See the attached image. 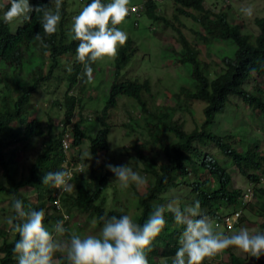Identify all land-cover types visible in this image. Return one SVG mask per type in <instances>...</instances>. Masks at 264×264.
<instances>
[{
  "label": "trees",
  "instance_id": "obj_1",
  "mask_svg": "<svg viewBox=\"0 0 264 264\" xmlns=\"http://www.w3.org/2000/svg\"><path fill=\"white\" fill-rule=\"evenodd\" d=\"M173 1L178 5L175 9V18L180 14L192 20L189 28L192 40L176 27V40L180 47L177 51L170 48L172 62L183 66L189 77L188 84L179 86L172 94L175 99L173 104L156 103L160 91L152 93L151 80L148 78L111 82L109 88L107 84L102 88H108V97L102 109L94 112V119L98 122L99 128L94 134H90L82 128L84 122L82 99L65 93L62 102L54 101L55 106L59 105V108L64 110L65 125L71 126L73 134L71 151L78 148L73 157L85 161L80 155L79 147L86 139L89 159L93 163L87 177L79 175L72 179L74 189L61 197L62 206L69 213L74 210L85 215L87 222H92L93 218L101 214L120 215L123 210L131 215L134 221L143 223L156 206L163 207L167 198L166 193L170 189L183 184L187 185L190 192L195 195L194 200L200 201L201 209L218 221H222L219 215L220 207L230 206L232 210H236L247 205L258 218L259 230L264 232V182L261 180L264 179V152L259 151L257 145L259 141L254 140L255 135L245 134L250 128L246 124L239 127L245 129L240 137L237 136L236 131L217 132L209 126L211 123L216 124L217 115L232 102L231 97L240 98L241 102L250 109L252 117L260 116L264 119V89L259 85L248 89L244 86L252 76L264 77V16L255 19L259 32L250 35L242 32L240 25L232 23L226 12L214 13L206 9L203 5L204 0ZM31 5L34 8L41 6L43 9L51 10L47 0H32ZM5 7L7 5H3V8ZM2 11L3 9L0 8V13ZM193 12H198V16ZM150 16L154 20L160 18L155 13ZM161 20L166 19L161 17ZM69 22L68 13L63 9L57 31L46 34L42 27V11L31 12L30 19H22L15 31H12L10 23L4 22L0 16V167L5 179V183L0 182V194L10 197V206L13 197H16L23 201L26 210L43 208L45 210L43 223L50 231L55 221L60 218L50 205L53 200L51 196L53 185L43 183L42 178L48 171L64 169L63 155L60 151V138L64 129L54 132L55 126L51 115L47 116V124L44 126L43 120L34 115L32 96L39 89L44 88L41 86L52 78L55 66L50 58L58 56L59 52L72 49L73 33L70 34ZM171 26L174 28L173 25ZM37 33L51 48L39 49L41 55H37L30 45L40 42L36 39ZM214 39L229 40L235 45L233 56H223L220 64L204 61L200 57V49ZM135 51L131 43L118 48L115 73L122 69ZM46 52L48 58L45 57ZM9 70L10 73L5 72ZM211 72H213L212 77L208 75ZM18 75L21 77L19 78ZM73 80L74 78L71 83H74ZM83 86H80L81 90H84ZM119 95L131 100L132 108L139 111L138 116H132L130 110H127L131 117L128 122L122 123L123 126L128 133L141 128L148 141L157 146L163 159L154 155L144 158L139 152L140 158L143 159V171L149 178L145 191L139 193L134 189L127 206L112 205L107 208L106 189L109 184V173L102 169L97 157L101 150H106L108 147V136L112 130L110 114L118 105L116 98ZM92 98L96 101L95 96ZM182 100L187 103L193 100L204 103L202 120L198 124L193 118L196 125L189 130L184 127L183 120L176 117L179 110L188 109L187 103L183 102L184 105L179 103ZM32 115L34 116L28 120ZM235 115H238V112ZM72 118L75 120L72 121ZM40 139V149L27 172L19 178L13 176L9 165L17 158V151L33 147V140ZM210 144H213L223 155L228 161L227 164L222 163L219 158L206 150ZM13 146L17 149L8 151V148ZM229 166L235 167L245 177L247 186L249 182L253 187V202L241 206L243 190L233 186ZM24 187L35 190V203L22 196L20 189ZM179 207L184 206L180 203ZM0 210L4 211V209ZM10 212L12 216L14 209L11 208ZM164 215L167 223L152 241L151 250L147 253L149 264H151L150 257L154 255L165 257L169 262L179 246L183 225L174 221L173 213L167 207L164 209ZM242 219L240 215L239 220ZM95 226L100 227L99 224ZM73 227L79 226L75 224L67 226L62 236L68 239L70 234L77 233L78 231L76 232ZM10 230V225L7 229L4 227L0 229V264H17L16 254L12 249L15 240L18 239V233L11 230L10 234ZM233 247L235 246L224 249L228 254L227 262L218 260L219 255L216 253L205 257L201 264H264V255L260 258H242L233 252ZM56 256V264H66L62 259V252H56Z\"/></svg>",
  "mask_w": 264,
  "mask_h": 264
},
{
  "label": "clouds",
  "instance_id": "obj_2",
  "mask_svg": "<svg viewBox=\"0 0 264 264\" xmlns=\"http://www.w3.org/2000/svg\"><path fill=\"white\" fill-rule=\"evenodd\" d=\"M47 1L51 5V10L43 9L41 6L34 8L31 5L32 0H5L0 7L3 9L0 16H2L4 22H9L12 31H15L17 26L21 24L22 19H30L31 12L42 11L43 30L46 34H52L57 31L62 10H66L70 21V34L72 35L73 33V46L71 50L59 52L58 56L55 55L50 58L54 61L55 66L52 71V78L47 80L41 87L54 86L56 88L61 85V82L63 84V81H65L66 86H64L63 96L68 93L80 99L83 97L82 92L84 90L88 92V85L95 78L94 71L99 63L98 60L104 56L113 57L116 55L114 57V65L110 60L111 58L106 59L112 63L109 66V78L105 77V83L99 85L100 91L104 92L105 89L102 88H105L108 83L139 78L137 76L120 79L122 70L132 64L135 58L134 55L138 53L136 42L125 31L117 27L124 18H131L134 15L137 17L145 15L147 18L154 20L150 15L155 13L160 17L154 20V22L159 23L156 34L162 37L160 32L168 31L169 27L173 25L171 19L165 15L166 4H170L172 19L175 18V9L178 7L173 0H143L140 4H137V2L129 4V0ZM204 2L205 0L203 5ZM3 5H7V7L3 8ZM62 5L63 9H61ZM241 11L246 16L253 15L251 6L243 7ZM179 16L184 15L177 14V18ZM161 17L166 20H161ZM16 20H18V24L14 26V21ZM133 26H138L137 20L133 21ZM174 29L177 30L175 26ZM36 39L40 42H34L30 45H32L37 55H41L39 53L41 48L47 47L51 49L49 45L44 43L39 33L36 34ZM130 43L136 51L124 63L122 69L115 73V63L118 59L117 50L119 47H124ZM45 57L48 58L47 52ZM112 65L113 67L111 68ZM5 72L10 73V70ZM73 78L74 83H71ZM145 78L150 79L149 77L140 79L143 80ZM81 85H84V90L80 89ZM108 88H106L107 92ZM91 90L93 91L92 96H95V100H98L97 96L100 92L97 91L96 87ZM73 91H76L75 94H73ZM77 92L82 95L78 96ZM87 96L91 97V94ZM119 99H123L121 95L116 98L117 101ZM55 100H53V104H55ZM56 107V110H62V117L54 123V126L59 127V131L64 129L60 138V151L63 155L62 165L64 169L46 172L42 182L53 185L51 191L53 200L50 205H52L54 211H57L56 213L59 214L60 219L55 221L52 226L53 231H50L43 223L45 216L43 208L26 210L23 207V201L13 197L11 207L14 209V214L8 217L6 222L11 226L13 232L18 233V239L15 240L12 249L16 254L17 264H56L57 258L54 256L56 252L63 253L62 259L66 261V264H149L147 253L151 250L152 241L167 223L162 206H156L143 223L134 221L129 214L122 210L120 215L101 214L99 217L93 218L92 223L100 225L99 230L96 232L84 235L73 232L69 235L67 241L56 239V235L62 236L66 232L67 226L72 224L81 226V222L75 221L73 215L64 209L61 197L73 191L72 179L75 176L82 175L84 171L83 161L73 157L78 148H74L71 151L73 134L71 126L65 125L64 110L61 107L59 108V105ZM30 119L28 118V120ZM71 120L73 121L75 118ZM63 139L69 142L66 149L62 145ZM73 165L80 168L72 170L73 175L71 176V173L66 169ZM106 167L114 174V179L119 181L121 188H127L131 183H145V177L129 164L113 165L109 163L106 164ZM261 180L264 182V179L261 178ZM248 185L242 189L241 206L254 198V189L249 182ZM56 187L64 192L59 196L61 209H56L53 205ZM241 209L239 207L223 215L222 222L225 228H232L238 222ZM169 211L173 213L174 221L179 225H183L179 246L175 251L172 264H201L205 257L215 255L229 246H237L252 257L259 258L264 255V232L256 231L255 233H250L248 229L240 228L239 231L232 235H227L219 231L212 221L202 213L199 200H194L183 208L169 205ZM64 212L70 216V220L66 223H64V219H61ZM236 212L238 215L235 216L234 220L230 219V226H228L225 218L233 217Z\"/></svg>",
  "mask_w": 264,
  "mask_h": 264
},
{
  "label": "rangeland",
  "instance_id": "obj_3",
  "mask_svg": "<svg viewBox=\"0 0 264 264\" xmlns=\"http://www.w3.org/2000/svg\"><path fill=\"white\" fill-rule=\"evenodd\" d=\"M5 0H0V7L2 2ZM30 1V0H29ZM143 0H129V4L137 2L140 4ZM251 6L253 8V15L246 16L242 13L241 9L243 7ZM204 7L210 9L213 12L225 11L230 18V21L241 26L242 32L248 33L250 35L256 34L259 32V28L255 23V19L264 16V0H205ZM165 15L171 19L173 25L186 35L189 40H192V35L189 28L192 25V20L189 17L179 16L178 18L172 19V10L170 9V4H166ZM194 15L198 16V12H193ZM19 20V19H18ZM18 20L14 21V26L18 24ZM138 21V26H133V21ZM159 23L154 22L147 18L145 15L139 17L133 16L131 18H124V20L118 24L117 27L121 28L123 31L130 35V37L136 42L138 47V53L135 54V58L131 65L127 66L122 70V75L120 79H127L132 77H149L151 80V90L152 93L160 91V94L157 96L156 103L158 105L162 104H173L175 99L172 97V94L178 90L179 86L188 84L189 77L187 70L183 68L178 63L172 62V51L174 49L177 51L179 49V43L177 42V32L174 28L169 27V30L160 32L162 37H159L156 34V29L158 28ZM163 26V25H162ZM235 45L232 41L229 40H219L214 39L209 44L205 45L204 48L200 49V57L207 62H217L220 64L221 58L223 56L231 57L233 55V50ZM115 56L108 57L104 56L100 58L97 64L95 72V78L88 85V92L85 90L82 92V117L84 122L82 123V128L90 133L94 134L99 128V124L94 119V112L100 111L104 105V102L107 98L108 92L105 89L104 92L100 91V86L105 83V77H108V71L110 63L115 62ZM111 58L110 61L106 59ZM105 59V60H103ZM111 66V68L113 67ZM213 72L210 75L212 77ZM21 76L19 75V78ZM252 79H249L245 84L246 88L252 86H261L264 89V77H255L252 76ZM110 83H108V86ZM66 82H61V85L54 88V86H49L47 88H42L35 92L32 96L33 106L35 108L34 115L40 117L43 120L44 126L47 124L48 115L53 117V123H55L59 118L62 117V110H56L57 107L52 103L53 100L58 99L59 102L63 100V93L65 90ZM99 91L97 96L98 100L96 102L92 98L93 91L92 88ZM76 91H73L75 94ZM54 93V94H53ZM169 93V94H168ZM91 94V97L87 95ZM77 95L80 96L79 92ZM53 99V100H52ZM232 102L229 103L225 110L217 115V122L211 123L209 126L212 129L217 130V132H237V136H241V132H245L244 127L239 128L240 126L246 124L250 128L246 130L245 134L247 136L255 135V139L258 142L259 151L264 152V119L262 117H252L250 114V109L245 106L240 99L237 97H232ZM187 101H180V104ZM131 100L129 99H119L118 105L111 110L110 121L112 124V130L108 136V147L106 150H101L98 153L97 161L102 165V169L108 171L109 181L108 188L106 189V207L109 208L112 205L118 207H124L129 204V200L132 198L134 189L139 193H143L148 184V176L143 171V159L140 158L139 152L145 156H158L161 160L163 159L162 154L159 153L157 146L148 141V138L145 135V132L141 128H136L135 132L128 133L126 127L123 126V122H128L129 117H131L127 110H130L132 116H138L139 111L133 109L131 105ZM184 105V104H183ZM187 108H182L177 112L176 117H180L184 122V127L189 130L195 127L196 123H200L202 120V108L204 103L199 101H189L187 103ZM133 111V112H131ZM238 112V115L234 114ZM34 115L30 116L32 118ZM196 120V123L194 119ZM132 123V121H130ZM59 123V121H58ZM263 129V130H262ZM59 127L55 125L54 132L59 131ZM34 146L28 149H22L17 151V158H15L13 164L9 165L11 171H13V176L19 178L23 173H26L29 165L34 160L37 152L39 151V146L41 144V139L36 141L33 140ZM88 140L84 139L79 147L81 156L85 159L83 161L84 171L83 176L87 177L89 170L91 169L93 163L89 159L90 153L88 151ZM141 145V146H140ZM17 149L16 146L8 148L9 150ZM207 151L214 154L219 160L227 164L228 161L223 158V155L218 152L213 144H210L206 148ZM6 151V152H8ZM113 165H124L129 164L134 170L138 171L145 177L144 184H135L131 183L127 188H121L119 181L114 179V174L106 167V164ZM229 171L232 179V184L235 188L244 189L247 185L245 177H243L240 172L235 168L229 166ZM0 182L5 183L4 176L2 174V169L0 167ZM22 196L31 203L36 202L35 190L31 187H24L20 189ZM167 198L163 203V208H169V205L173 207H179L181 203L182 206L189 205L194 201L195 195L190 192V188L187 185H180L178 187L170 189L167 193ZM10 197L6 194H0V229L9 228V224L6 222L7 218L11 216V206L9 204ZM131 201V200H130ZM254 201V198L251 202ZM252 205V203H250ZM164 208V209H165ZM219 215L222 218L226 213L232 211L230 206L220 207ZM131 211V210H130ZM202 213L206 215L213 223L217 229L227 235H232L233 233L239 231L240 228H246L250 233H255L260 231L258 226V218L253 215V211L246 207L241 209L240 214L242 215V221H238L232 228H225L222 221H218L214 217L212 218L210 214H207L202 210ZM75 221H80L81 226L73 227L76 230L77 234L84 235L90 232H96L99 230V227L95 226L92 222H87L86 217L83 214H79L74 210L71 211ZM131 216V215H130ZM72 218V220H73ZM53 231V229H52ZM11 234L12 231L10 230ZM56 239L61 241H67L66 237L61 235H56ZM233 252L239 255L242 258L252 259V256H249V253L243 252L237 246L233 247ZM218 252V260L222 262L228 261V254L224 250L222 253ZM63 254V253H62ZM54 256L57 258L56 253ZM261 255L260 257H262ZM259 257V258H260ZM171 258L168 262L165 257L160 255H154L150 257L151 264H172ZM57 262V259H56ZM218 262V261H217ZM210 263V262H209Z\"/></svg>",
  "mask_w": 264,
  "mask_h": 264
},
{
  "label": "built area",
  "instance_id": "obj_4",
  "mask_svg": "<svg viewBox=\"0 0 264 264\" xmlns=\"http://www.w3.org/2000/svg\"><path fill=\"white\" fill-rule=\"evenodd\" d=\"M62 145H63V147L66 149V148L68 147V145H69L68 140L63 139V140H62ZM79 168H80L79 166H76V167H75V166L73 165V166L67 168L66 170L69 171V172L71 173V176H72V175H73L72 170H74V169H79ZM62 193H64V192L61 191L59 188L56 187L55 192H54V196H55V198H54V201H53V205H54V207H55L56 209H61V202H60L59 196H60ZM245 196H248V195H245ZM237 215H238V213L236 212V213L234 214L233 217H231V218L226 217V218H225V221H226V223L228 224V226H230V223H229L230 219L234 220V219H235V216H237ZM61 219H64V223H66V222H68V221L70 220V216H69L67 213L64 212V213H62V217H61Z\"/></svg>",
  "mask_w": 264,
  "mask_h": 264
}]
</instances>
